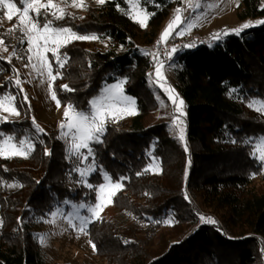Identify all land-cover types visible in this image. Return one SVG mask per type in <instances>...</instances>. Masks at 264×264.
I'll return each instance as SVG.
<instances>
[{"label":"trees","instance_id":"trees-1","mask_svg":"<svg viewBox=\"0 0 264 264\" xmlns=\"http://www.w3.org/2000/svg\"><path fill=\"white\" fill-rule=\"evenodd\" d=\"M140 4L148 14L155 13L149 25L159 28L170 1L140 0ZM65 14L64 20L54 23L72 26L80 34L110 37L117 47L127 46L140 32L128 15L127 0L87 7L83 15ZM236 17L240 22L264 18V0H239ZM19 33L16 30V45ZM64 51L70 59L60 69L61 77L52 82L62 107L74 102L88 109V101L100 95L106 83L116 82L115 75L129 64L130 52L92 51L84 41H73ZM49 61L55 75L58 65L52 57ZM172 64L177 65L175 90L185 101L189 151L161 137L160 126L143 125L144 115L158 105L147 83L152 64L141 59L124 86L125 94L135 98L138 114L124 125H108L105 142L95 145L112 182L125 177L111 205L132 224L105 218L93 222L87 234L96 245L95 254L106 264H264V184L237 191L241 183L262 172L253 152L255 141L264 136V118L250 111L248 104L264 102V24L241 37L230 34L213 47L197 44L183 49ZM17 73L22 82L16 62L0 59V98L14 97L13 105L21 112L17 121L0 123V129L16 133L15 143L32 140L35 150L23 161L0 158V264H42L36 224L65 200L95 203L96 192L78 183L82 180L71 171L75 164L66 159V145L57 139L58 131L38 134L44 144L33 139L37 133L32 109L15 85ZM64 84L75 91L62 90ZM232 89L236 91L230 94ZM45 147L52 150L51 156L44 154ZM150 155L159 162V174L145 171ZM103 181L99 171L88 178L96 187ZM187 191L209 197L208 206L225 210L226 217L216 224L201 223L195 203L184 199ZM169 218L172 228L179 229L180 241L151 250V239L139 237V224ZM184 227L193 230L186 235Z\"/></svg>","mask_w":264,"mask_h":264},{"label":"rangeland","instance_id":"rangeland-1","mask_svg":"<svg viewBox=\"0 0 264 264\" xmlns=\"http://www.w3.org/2000/svg\"><path fill=\"white\" fill-rule=\"evenodd\" d=\"M108 0H106L107 2ZM170 4L167 8V18L162 22L161 26L157 29H153L149 25V19L147 21V27L141 28L139 23L134 22L135 20L143 19L148 13L141 6L140 0H127L128 4V15L133 23L139 28L140 32L137 37L128 42L127 46L117 47L116 43L107 38V39H97L94 41H84L90 50H117L118 53H126L130 52L129 55V64L128 66L119 71L115 77L116 82L119 80L127 78V75L130 74L134 68L137 67L138 62L142 59L144 62H151V68L149 73L152 74V79H149L148 76V87L153 93L158 108L155 111L146 113L143 119V125L148 127L160 126V136L177 143L180 146H185V142H181L179 140V128L172 125V117L173 115H179L174 113L173 105L170 100H168V96L157 83H155V67L156 61H154L151 55L145 56L142 53L144 51H148L150 53H158L157 60L163 63L162 74L165 76L166 82L164 83V88H167L171 85L175 88V81L173 78L174 68L171 67L173 60L169 63L165 62V60L160 56L159 47L162 43L157 45V41L159 40L162 32L167 27L168 23L174 19L176 15V9H181L180 15L182 18V23H180L179 27H176L175 31H179L180 28L188 29V25H192L190 29H188L185 35L176 36L175 32L173 33V38H178L179 40H184L185 42L195 41L197 44H205L209 47H213L214 45L221 43L226 36H221L219 40L214 36L215 33L220 32L223 33L225 29L231 30L241 27L244 23H252L255 26L252 28H257L262 26L263 24H256L257 21L264 20V18L258 19H250L246 21H238L236 17L237 8L239 5V0H169ZM15 2V1H14ZM53 4L58 5L60 8L64 9V12H71L77 14H84L87 7H97L100 6L96 3V0H83L84 7L78 8L74 7L72 0H52ZM79 2V0H77ZM16 3V2H15ZM41 3H47V0H41ZM17 6L23 10L24 5L19 3ZM6 11L0 6V39L4 40V44L0 45V58L2 60L13 63L16 62L17 68L22 75L23 81L22 88L24 89L23 95L26 93L29 100L28 103L31 105L32 109V121L35 120L36 124H38L41 128L45 130V133H50L53 131L59 132L58 125L63 122V111L65 107L60 106L57 108L56 103L51 100V93L48 90V79L45 74L44 77L37 75V73L31 67H25L28 62V56L30 53L27 52V40L25 38L24 44L18 43L15 44L16 30H19L18 24V16L12 21H8L6 17L3 15V12ZM55 11V9H49V13ZM59 14V13H57ZM31 16H34V12H30ZM49 17L53 18L51 14ZM16 26L15 31H8ZM251 29V28H250ZM249 29L244 30L241 35L247 32ZM19 36H22L19 33ZM235 35V34H233ZM237 36V35H236ZM172 38V39H173ZM7 48L8 51H3L4 48ZM18 50V55L22 58H17V56H13V49ZM61 51V50H60ZM48 59L52 57L55 61V58L52 56L51 52L46 53ZM176 55V54H175ZM9 57L11 59L9 60ZM175 57V56H174ZM41 79H44V83L41 84ZM53 82V81H52ZM112 83H106L104 86ZM103 86V87H104ZM125 86V84H124ZM177 92V91H176ZM101 94V93H100ZM126 95V94H125ZM159 97V99H157ZM2 99V98H0ZM163 101V104H161ZM249 104L252 106L249 107ZM248 104V109L258 115L261 118H264V113L258 112L255 109L259 108L264 102L259 100L251 101ZM4 105L6 107H11L13 105V101L4 100ZM185 111V107H184ZM0 115L2 118L7 117L8 121L15 122L18 120V117L12 116L10 113L0 108ZM137 115V114H136ZM133 116L124 115L123 119H118L117 122L109 123L108 125H118V124H126L128 121L133 118ZM184 120V124L180 125V127H185V117H181ZM107 125V126H108ZM33 128L35 129L34 125ZM36 132V131H35ZM27 147L28 140L25 139ZM63 143L65 141L62 140ZM12 143H15L12 141ZM19 146V143H15ZM66 145V144H65ZM83 151V150H82ZM264 151V144H261L260 138L257 139L254 143V152L253 157L256 159L261 152ZM10 158H17L21 161L25 160L22 156H11ZM83 163L76 161L75 157H69L70 161H74L75 166L79 164L80 168L87 169L91 162L89 160ZM151 163L147 167L148 172L156 175L160 173V166L158 160H154L152 155H150ZM256 161L261 165V163L256 159ZM262 172L259 176L251 177L247 182H243L240 184V188H238V192H240L244 188H252L258 185L264 184V166H262ZM77 176L82 180L79 176L78 172H74ZM103 183L108 184V182L103 181ZM106 187V193H107ZM117 191V190H116ZM190 200L195 203L199 210V216L204 215L205 217L211 216L217 222H222V220L226 217L225 210L223 209H212L208 206L207 201L208 198H205L201 192H188ZM208 196V195H207ZM106 195V199H107ZM111 199V198H110ZM85 203L87 205L94 206L95 203ZM80 203H62L55 211L57 215L53 217L49 216L47 219L43 220L42 223H37L35 228V236L39 243V257L42 264H106L105 260L98 257L93 250L92 245L89 243V238L86 232L80 231V222L79 220L73 219L70 224L68 214L75 213ZM73 205H76L77 208H74ZM79 213L81 216H88L89 221L87 223L88 227L95 221L105 218V219H115V221L121 222L122 224L129 225L132 224L130 222H126L121 216L114 210L111 203H106L99 217L92 216L91 213L87 212V208H79ZM199 219V217H198ZM200 221V220H199ZM201 222V221H200ZM202 223V222H201ZM140 234L139 237L141 239L148 240L151 239L150 249L153 251H160L161 248H164L166 244L168 246L177 244L180 241L179 229L175 230L172 228L171 224H164L163 222L160 224H156V222L142 223L139 224ZM149 228V229H148ZM148 229V230H147ZM184 230L187 228L184 227ZM193 230V229H192ZM191 229L186 231V235L192 232ZM237 232L238 230H234Z\"/></svg>","mask_w":264,"mask_h":264},{"label":"snow or ice","instance_id":"snow-or-ice-1","mask_svg":"<svg viewBox=\"0 0 264 264\" xmlns=\"http://www.w3.org/2000/svg\"><path fill=\"white\" fill-rule=\"evenodd\" d=\"M106 0H96L98 5H104ZM19 3L24 5L23 10L17 6V3L14 0H0V6L6 11L3 12V15L6 17L8 21H12L14 17L18 16V24H19V32L22 36L17 37L20 44H24L25 38L27 40V52L30 53L28 56V64L25 67H31L37 75L44 77L45 74L48 79V90L51 93V100L56 103L57 108L61 106V100L58 98L57 93L53 91L52 81H55L58 77H61L62 73L60 69L65 67V64L69 61V54L64 51L61 52V49H66L69 44L73 41H94L100 38L97 33L91 34H80L77 30H74L72 26L67 25H57L54 21H62L65 19L64 9L60 8L58 5L53 4L52 0H47V3H41V0H19ZM73 6L82 8L84 7L83 0H72ZM159 7V5H157ZM119 10V5H117ZM49 9H55V11L49 13ZM30 12H34L35 15L31 16ZM181 9H176V15L173 20H171L167 27L162 32L159 40L157 41V45L161 42H166L169 39L173 38V33L175 32L176 36L185 35L186 31L192 27V25H188V29L180 28L179 31H175L176 27H179L180 23H182V18L180 15ZM59 13V14H57ZM49 14L53 16L54 19H48ZM155 13H150L146 15L143 19L135 20L134 22L139 23L141 28L147 27V21L151 16H154ZM83 19V18H81ZM256 24H264V20L257 21ZM255 25L252 23H244L241 27L236 29H225L223 33L217 32L214 34L217 40L221 38V36H228L230 34H235L239 36L244 30L250 29ZM16 26L8 31H15ZM109 39H111L109 37ZM4 44V40L0 39V45ZM195 41L189 44L184 45H174L171 48V51L167 53L168 59L171 61L174 59L175 54H178L179 51L187 48L196 47ZM211 46V45H209ZM3 51L7 52L8 49L5 47ZM51 52L52 56L55 58V63L58 65V68L55 71V75L53 74V66L50 63L46 53ZM145 56L151 55L156 61L155 67V83H157L168 96V100L171 101L174 109V113L179 115H173L172 117V125L179 128V140L181 142L186 141V128L180 127V125L184 124V120L181 117L186 116V112L184 111L185 101L180 97L179 93L176 92L175 88L169 85L167 88H164V83L166 82L165 76L162 74L163 63L157 60L158 53H150L148 51H144L142 53ZM13 56H17V58H22L18 55V50L13 49ZM2 59V58H0ZM11 57H9V60ZM91 66V64L89 65ZM171 67H177V65L172 64ZM149 79H152V74H148ZM128 78H124L119 80L117 83H112L104 86L101 89V94L93 97L88 101L89 108L81 109L74 102H68L63 111V122H61L59 127V135L57 139L65 141L66 144V159L69 157H75L76 161L83 163L88 161L89 157H91V164L87 169L80 168L79 164H77L71 171L78 172L79 176L82 178V181H78V183L82 182L86 187L90 190H95L96 192V203L94 206L87 205L85 203H80L78 208L76 205H73L74 208H77V211L73 213H69V223H72L73 219L79 220L80 222V231L86 232L87 223L89 221L88 216H81L79 213V208H87V212L91 213L92 216L99 217L100 212L103 206L106 203H111V197L116 196V190H119L122 187V181L125 177H120L119 180L121 182H112V177L107 173L106 169H104L103 165L99 162L97 149L95 145L103 144L105 142V136L107 132V125L109 123L117 122L118 119H123L124 115L133 116L138 114V108L136 107L135 98L125 95L124 84L127 82ZM45 81L41 79L40 83L43 84ZM15 85L20 89V92L23 93L24 89L20 87L21 81L19 79V73H17V79L15 81ZM61 89L67 92L75 91L74 88L70 87L67 84L61 85ZM236 91V89L230 90L231 92ZM14 97H3L0 99V108H3L4 111L10 113L12 116L19 117L21 115L20 110L16 106L6 107L4 105V100L13 101ZM159 99V97H157ZM28 96L24 94V102L28 103ZM163 104V101H161ZM252 105L249 104V107ZM31 108L29 104V109ZM258 112L264 113V104H262L259 108L255 109ZM7 117L0 120V123H9ZM35 131L37 135L33 138L35 142L39 144H44L45 141L40 138L38 134L45 133V130L41 128L38 124H36L35 120L32 121ZM46 134V133H45ZM0 158H10L11 156H22L23 158H28V155L31 154L32 151L35 150V143L32 140L27 142V147L25 148L26 141L25 139L19 140V146L17 144L12 143L17 138L16 133L6 134L2 129H0ZM261 144H264V136L260 137ZM236 141H233L235 143ZM83 150V151H82ZM184 151L187 153L189 148L185 142ZM44 154L46 156H51L52 150L45 147ZM155 160L156 158L153 157ZM256 159L264 166V151L256 157ZM189 165L191 161H188ZM148 169H145L147 171ZM99 171L102 179L108 182L107 186L105 183H101L98 187L92 185L88 182V178ZM141 173H137L139 176ZM188 170L185 169V180L188 178ZM13 185H9L12 187ZM107 187V193H106ZM107 195V199H106ZM184 199L186 201L190 200V197L187 192L184 194ZM63 203H69L68 200L63 201ZM57 211H53L51 215L55 217L57 215ZM148 219H152L149 217ZM18 223H22L21 218H17ZM199 220L204 224H216L217 221L211 216L205 217L204 215L199 216ZM156 223H161V221H155ZM164 224H171V218L165 219L162 221ZM220 231V229H217ZM92 245L93 250H96L95 243L89 241Z\"/></svg>","mask_w":264,"mask_h":264},{"label":"built area","instance_id":"built-area-1","mask_svg":"<svg viewBox=\"0 0 264 264\" xmlns=\"http://www.w3.org/2000/svg\"><path fill=\"white\" fill-rule=\"evenodd\" d=\"M193 41H199V40H192L189 43H192ZM188 42H185L184 40H179L178 38L169 39L168 41L162 43L159 47L160 50V56L165 60V62L169 63L170 60L168 59L167 53L171 51V48L174 45H184L189 44Z\"/></svg>","mask_w":264,"mask_h":264}]
</instances>
